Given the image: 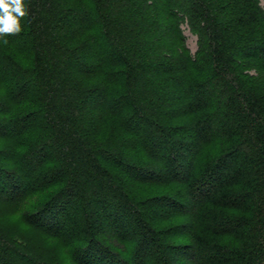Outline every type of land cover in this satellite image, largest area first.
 <instances>
[{
    "label": "trees",
    "instance_id": "trees-1",
    "mask_svg": "<svg viewBox=\"0 0 264 264\" xmlns=\"http://www.w3.org/2000/svg\"><path fill=\"white\" fill-rule=\"evenodd\" d=\"M24 2L21 30L0 33V139L16 144L0 149V201L19 204L58 186L27 223L89 245L79 264H122L91 235L94 208L112 228L136 235L145 260L170 250L188 264L194 249L195 264H264L260 1ZM184 24L201 39L195 55ZM39 123L40 133L28 137ZM130 138L141 141L136 156L123 148ZM110 169L147 183L151 203L194 209L190 240L159 244L165 233L135 208L148 202L108 184ZM173 183L184 185L190 209L179 192L169 197ZM34 252L0 230V264L42 263Z\"/></svg>",
    "mask_w": 264,
    "mask_h": 264
},
{
    "label": "rangeland",
    "instance_id": "rangeland-1",
    "mask_svg": "<svg viewBox=\"0 0 264 264\" xmlns=\"http://www.w3.org/2000/svg\"><path fill=\"white\" fill-rule=\"evenodd\" d=\"M259 1L264 8V0ZM181 29L186 37L187 48L190 49L192 55H195L196 52L201 50L202 47L199 34L194 33V31L190 30L188 24L182 25ZM253 71L254 70H251V72ZM40 131L41 123L37 124V126L32 129V131L27 133V136L33 138L35 135L37 136ZM123 141H125L124 145L127 144L129 147H123L126 150V153H130L134 156H136L139 152L141 153V141L135 140L134 138H130L128 140L123 139ZM136 142L138 143L136 144ZM14 143V141L0 139V149H4L7 151L8 149L16 145ZM153 168L161 169L158 164L154 165ZM111 171V178H109L110 181L108 182V184H110L112 181L114 183V188L119 190L121 189L133 196L135 195L139 199L143 198L145 199V202H148L147 204L145 203V205L137 204L135 208L139 212L146 213L149 217L151 216L152 218H154L150 221V223L153 224L154 229L159 233H165L163 236H160V238L157 237L158 239H160L158 240L159 244H162L164 242L167 245L169 244L171 246H176L177 244H182V242L190 240L189 236H191L196 229V225L198 222L195 212L193 211L194 209L192 211H188L191 212V214H180L175 212V210L173 211L162 205L151 203L150 200H147V198H149L146 195L147 183L140 182L135 178H130V176L124 173V171H119L117 169H112ZM113 177L116 179H114ZM119 179H121V182L125 183L126 185L119 187ZM163 182H168V180H163ZM171 186V188L173 189L169 192V197L173 198L174 196H178L177 192H179L180 196L184 197L180 200V202L184 204V207L190 209L191 205H188V199L185 198L186 190L184 185L182 183H173ZM164 187L167 186H163V188L161 189L165 190ZM60 190L61 189H58V186H48L44 189L37 190L28 194L26 198L19 204L0 201V230L6 232L7 234H10L11 236H15V239L19 240V242L25 241L28 245V248L35 251V255L37 254L38 257H42H40V260L42 261V263L40 264H79L77 257H82L83 255H85L84 253H86V248H88L89 246L79 244V241H77V243H69L70 241H68L67 238L64 239L54 237L51 234L43 230L34 228L27 223L26 217L28 215H34V213L38 212L39 210H44L46 207V200L48 201L49 198H51L54 194L56 195L58 192H60ZM92 195L93 194L89 193L88 196L91 197ZM72 200H76L79 205L82 202V199L78 197H76V199L73 198ZM88 201L89 200H86V202ZM81 205L83 206V204ZM91 208L93 209V206H91ZM65 210L67 212L72 211L71 207L67 206ZM92 211H90L93 215L91 216V222H95V220L97 219L99 221V225L97 226L96 224L97 227H93L91 235L98 239L99 245L105 248V250L107 249L109 253L116 256V258L119 259L122 264H142L145 260V257L139 255L135 251L136 235H133L132 232H130L129 235L121 233L120 231H118V229L109 226V222L105 220L98 212L95 213V208ZM83 214H85V212ZM83 219L85 220V218ZM84 220L80 221V226H82V228L84 227ZM168 251L169 252L166 251L165 254L161 252H150L151 254L145 260V264H158L157 258L159 257H171V259L177 258L176 262L184 264V260H181V258L184 256L183 254V256H180L178 254L176 255L175 253L170 252V250ZM145 253L147 252L144 251L143 254ZM192 254L193 260H200V258H197V256L195 255L194 249L192 250ZM89 258L91 259L92 257ZM193 260H191L188 264H195Z\"/></svg>",
    "mask_w": 264,
    "mask_h": 264
},
{
    "label": "clouds",
    "instance_id": "clouds-1",
    "mask_svg": "<svg viewBox=\"0 0 264 264\" xmlns=\"http://www.w3.org/2000/svg\"><path fill=\"white\" fill-rule=\"evenodd\" d=\"M26 14L24 0H0V33L20 31Z\"/></svg>",
    "mask_w": 264,
    "mask_h": 264
}]
</instances>
